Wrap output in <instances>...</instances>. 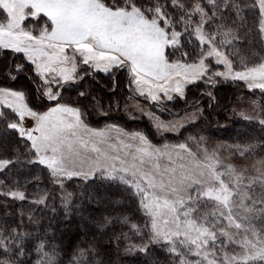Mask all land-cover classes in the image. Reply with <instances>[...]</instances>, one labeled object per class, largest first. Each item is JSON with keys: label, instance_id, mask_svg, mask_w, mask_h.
I'll list each match as a JSON object with an SVG mask.
<instances>
[{"label": "snow or ice", "instance_id": "6c2138e0", "mask_svg": "<svg viewBox=\"0 0 264 264\" xmlns=\"http://www.w3.org/2000/svg\"><path fill=\"white\" fill-rule=\"evenodd\" d=\"M159 11L175 37L166 55L190 72L175 91L185 101L195 89L198 102L187 122L164 131L173 147L195 146L207 170L200 176L209 179L185 177L180 198L164 210L147 181L104 168L65 172L40 129L20 125L24 111L60 105L67 89L52 95L34 68L23 76L30 61L0 69V150L8 157L0 156V264H264V0H166ZM75 95L64 103L90 98ZM23 204L47 219L33 220ZM73 215L80 231L66 239L57 218Z\"/></svg>", "mask_w": 264, "mask_h": 264}, {"label": "rangeland", "instance_id": "374dc122", "mask_svg": "<svg viewBox=\"0 0 264 264\" xmlns=\"http://www.w3.org/2000/svg\"><path fill=\"white\" fill-rule=\"evenodd\" d=\"M0 9L5 17L0 20V49L22 54L26 62L30 61L35 72L48 81L43 87L53 89L52 95L58 94L55 86L73 81L80 69L106 73L125 63L135 94L150 102H163L169 96L178 97L175 89L184 87L190 75L184 63L166 60L165 49L175 44V37L166 31L167 21L160 24V12L156 13V20L141 23L138 19L123 22L118 16L112 18V10L98 0H0ZM39 16L47 17L51 26L48 28L45 22L41 26L24 23ZM120 110L136 120L145 117L157 136L170 134L164 126L178 128L193 112L162 120L153 112L154 106L149 108L134 99ZM22 115L29 117L25 120L27 126L40 129L37 135L41 141L57 150L54 155L65 172L87 173L104 168L116 172L118 177L138 183L147 181L152 198L164 210L180 198L185 177L205 182L209 179L200 176L207 170L191 150L168 143L151 145L141 133H126L112 125L86 127L79 111L63 104L50 111H24ZM112 128L127 135L120 137ZM118 138L126 149L103 143H117ZM219 154L229 162L239 163L230 160L227 150ZM0 167H4V162L0 161Z\"/></svg>", "mask_w": 264, "mask_h": 264}, {"label": "trees", "instance_id": "16d2710c", "mask_svg": "<svg viewBox=\"0 0 264 264\" xmlns=\"http://www.w3.org/2000/svg\"><path fill=\"white\" fill-rule=\"evenodd\" d=\"M98 1H100L106 8L111 10L137 9L148 20H156V13L160 12L159 9L163 8L164 4L166 3V0ZM178 2H181V0H178ZM4 18V13L0 9V20H4ZM42 22H45V25L48 28L51 26L48 19L44 16H39L35 21L27 19L24 23L26 25L33 24L36 26H41ZM167 22L171 23L170 20ZM166 50V60L169 62H182L178 55H174L170 60L166 55ZM26 63L27 62L25 61L22 54L8 49H0V69L7 67L14 70L17 66H21ZM32 69L33 67L31 65V67L23 73V76L30 75ZM127 73L126 67L124 66L108 73L94 72L90 69H81L79 71L80 78L77 81L68 82L62 85L60 84L54 88L55 90H58V93L62 88L67 89L62 97V103L70 107H72V103H75L77 100V96L75 95L76 92L83 90L84 92L90 94V98L86 99L83 102V105H78L75 107V109L79 110L83 123L90 128H100L105 125H112L129 133H141L151 144L156 146L167 143L176 144L177 140L171 134H162L161 136H157L155 134L156 132H154L152 128L151 123L145 117H141L136 120V118L133 116L129 117L128 114L124 115L120 108L126 105V102H129V100L134 99L140 103H143L149 108L154 106L156 110H153V112H155L162 120L180 117L185 113L194 111L196 108L198 102L195 99V89L188 90V98L185 101H181L178 97H174L171 101L165 100L163 102H150L145 97L135 94L133 88L130 87V76L129 73ZM19 83L26 85L27 81L21 78ZM113 89H115L114 92L112 91ZM65 101H71L72 103H64ZM225 123L227 122L222 119L221 124ZM191 151L195 152V146H192ZM0 156L4 157V160H7L8 158L2 150H0ZM22 166L23 163L21 161L17 164V168L12 169V171L15 172ZM9 190L10 189H6L5 191L7 192ZM29 191H31V189H29ZM20 208L25 215H27L29 212H32L33 220L39 219L41 216H44L45 219L48 217V213H46L44 210L35 209L28 204H23L20 206ZM57 219L60 222L59 226L63 228L65 238L75 239V236L80 231L79 225L81 220L75 215H73V218L67 223H64L60 217ZM17 226L19 227V225ZM24 228L29 232L34 231V225L30 224L27 220H25Z\"/></svg>", "mask_w": 264, "mask_h": 264}, {"label": "crops", "instance_id": "0c3cea01", "mask_svg": "<svg viewBox=\"0 0 264 264\" xmlns=\"http://www.w3.org/2000/svg\"><path fill=\"white\" fill-rule=\"evenodd\" d=\"M111 13H113V14H109L112 18H116V16H118V19L119 20H121V21H123V22H126V21H135L136 19H138L141 23H142V21L145 23V22H147V23H149L148 21H151V20H148V19H146L140 12H137L136 10H132V9H129V10H124V9H119V10H112V12ZM115 16V17H114ZM45 17V16H44ZM45 18H47V17H45ZM166 50V49H165ZM122 66H124V67H127L126 65H125V63H123L122 65H119V66H117V67H114L113 69H111V71H113V70H115V69H117V68H119V67H122ZM81 70V69H80ZM91 70V69H90ZM93 71V70H92ZM111 71H109V72H111ZM94 72H99V71H94ZM102 73V72H101ZM106 73H108V72H106ZM80 78V74L79 73H76L75 74V76H74V79H72L73 81H77L78 79ZM130 80H131V78H130ZM73 81H70V82H73ZM134 90V89H133ZM61 104H63V103H61ZM63 105H65V104H63ZM65 106H67V105H65ZM56 107H58V105L57 106H55V107H53V108H56ZM67 107H70V106H67ZM53 108H49L47 111H50V109H53ZM71 108H73V107H71ZM73 109H75V108H73ZM79 111V110H78ZM44 112H46V111H44ZM66 113H70L69 111H67ZM80 113V112H79ZM75 114V113H74ZM76 115V114H75ZM75 117V116H74ZM74 121H76L77 123H78V125H79V121L78 120H76V118L75 119H73ZM80 121H81V123H83V121H82V119H81V116H80ZM26 122V121H25ZM83 125H85L84 123H83ZM27 126V122H26V124H25V126L24 127H22L21 125H20V127H21V130H23L25 127ZM86 126V125H85ZM86 127H88V126H86ZM113 127H115V126H113ZM90 128V127H89ZM116 128H118V127H116ZM118 129H120V128H118ZM118 129H115V128H112V131H115V133H116V135H118V136H120V137H123V135H127V134H122ZM121 130V129H120ZM123 131V130H122ZM124 132H126V131H124ZM126 133H129V132H126ZM115 135V134H114ZM128 136H130V135H128ZM145 138V137H144ZM146 139V138H145ZM147 140V139H146ZM148 141V140H147ZM104 143V145H106V146H109V147H115V145H116V147H119V148H122L123 150L124 149H126V146H125V144L121 141V139L120 138H118V140H117V143H114V141H112V140H108L107 142H103ZM102 143V144H103ZM148 143H150L149 141H148ZM151 144V143H150ZM152 145V144H151ZM148 146V145H147ZM156 146V145H155ZM161 146H163V145H161ZM149 147V146H148Z\"/></svg>", "mask_w": 264, "mask_h": 264}, {"label": "built area", "instance_id": "2783aa9c", "mask_svg": "<svg viewBox=\"0 0 264 264\" xmlns=\"http://www.w3.org/2000/svg\"><path fill=\"white\" fill-rule=\"evenodd\" d=\"M23 124H24V122H23Z\"/></svg>", "mask_w": 264, "mask_h": 264}]
</instances>
